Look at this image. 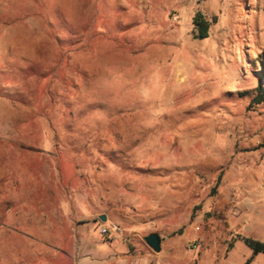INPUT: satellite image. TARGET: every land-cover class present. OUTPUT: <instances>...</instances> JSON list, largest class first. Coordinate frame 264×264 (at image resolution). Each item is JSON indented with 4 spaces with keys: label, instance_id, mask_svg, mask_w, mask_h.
<instances>
[{
    "label": "rangeland",
    "instance_id": "1",
    "mask_svg": "<svg viewBox=\"0 0 264 264\" xmlns=\"http://www.w3.org/2000/svg\"><path fill=\"white\" fill-rule=\"evenodd\" d=\"M262 63L264 0H0V264H246Z\"/></svg>",
    "mask_w": 264,
    "mask_h": 264
},
{
    "label": "trees",
    "instance_id": "2",
    "mask_svg": "<svg viewBox=\"0 0 264 264\" xmlns=\"http://www.w3.org/2000/svg\"><path fill=\"white\" fill-rule=\"evenodd\" d=\"M194 24L196 26V37L199 39H205L209 37L211 22L206 17L198 12L194 17ZM263 70L259 79V84L255 87L253 97L250 101L251 105H264V84L262 80L264 78V63H262ZM242 239L248 246L253 249V255L249 258L246 264H250L253 256L263 253L264 254V241L254 239L252 237L241 236Z\"/></svg>",
    "mask_w": 264,
    "mask_h": 264
},
{
    "label": "water",
    "instance_id": "3",
    "mask_svg": "<svg viewBox=\"0 0 264 264\" xmlns=\"http://www.w3.org/2000/svg\"><path fill=\"white\" fill-rule=\"evenodd\" d=\"M103 221H106L105 215L101 216ZM146 243L156 252H160L162 249V236L158 232H151L145 237Z\"/></svg>",
    "mask_w": 264,
    "mask_h": 264
},
{
    "label": "built area",
    "instance_id": "4",
    "mask_svg": "<svg viewBox=\"0 0 264 264\" xmlns=\"http://www.w3.org/2000/svg\"><path fill=\"white\" fill-rule=\"evenodd\" d=\"M122 232V229L117 225H111V226H103L102 227V234L108 235V236H118Z\"/></svg>",
    "mask_w": 264,
    "mask_h": 264
}]
</instances>
